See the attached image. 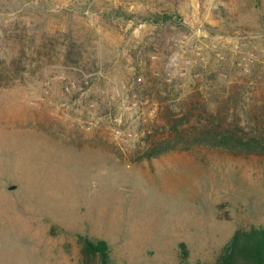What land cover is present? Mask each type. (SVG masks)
<instances>
[{"label":"rangeland","instance_id":"1","mask_svg":"<svg viewBox=\"0 0 264 264\" xmlns=\"http://www.w3.org/2000/svg\"><path fill=\"white\" fill-rule=\"evenodd\" d=\"M264 97V0H0V264H215L264 226V157L140 158L161 106ZM154 125V126H153Z\"/></svg>","mask_w":264,"mask_h":264},{"label":"trees","instance_id":"2","mask_svg":"<svg viewBox=\"0 0 264 264\" xmlns=\"http://www.w3.org/2000/svg\"><path fill=\"white\" fill-rule=\"evenodd\" d=\"M247 91L222 88L213 101L202 92L175 107L162 105L158 123L143 138L140 158L206 147L234 156L264 157V97L243 101ZM83 264H112L105 240L79 236ZM215 264H264V226L237 229Z\"/></svg>","mask_w":264,"mask_h":264}]
</instances>
